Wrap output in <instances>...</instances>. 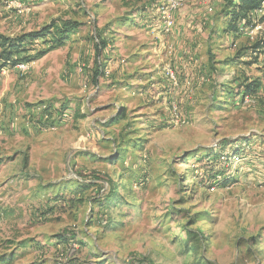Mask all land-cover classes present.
Masks as SVG:
<instances>
[{
	"label": "rangeland",
	"instance_id": "rangeland-1",
	"mask_svg": "<svg viewBox=\"0 0 264 264\" xmlns=\"http://www.w3.org/2000/svg\"><path fill=\"white\" fill-rule=\"evenodd\" d=\"M21 1L0 33L80 26L0 74V264H264V21L187 0L167 33L163 0Z\"/></svg>",
	"mask_w": 264,
	"mask_h": 264
},
{
	"label": "trees",
	"instance_id": "trees-1",
	"mask_svg": "<svg viewBox=\"0 0 264 264\" xmlns=\"http://www.w3.org/2000/svg\"><path fill=\"white\" fill-rule=\"evenodd\" d=\"M223 14L229 19L227 31L237 33L243 29V26L253 24V18L259 17V22L264 21V0H227V7L223 8ZM78 26L80 25L76 21L66 20L57 24L51 21L37 31L23 33L18 37H9L0 33V74L3 69L13 68L21 63H31L34 57H41L47 51L63 46L67 37L75 33ZM99 41L100 48L106 46L103 38H100ZM35 43L40 44L42 48H34L33 44ZM263 46L264 42L256 43L253 48L259 49ZM258 87L259 84L256 81L244 85L241 96H253ZM242 152L243 150L238 149V151H233V154L239 156ZM216 176L218 177V175H214V177ZM228 183L224 182V184ZM57 236L55 237L56 243L69 245L71 237L68 234L60 233Z\"/></svg>",
	"mask_w": 264,
	"mask_h": 264
},
{
	"label": "built area",
	"instance_id": "built-area-1",
	"mask_svg": "<svg viewBox=\"0 0 264 264\" xmlns=\"http://www.w3.org/2000/svg\"><path fill=\"white\" fill-rule=\"evenodd\" d=\"M5 3V6L8 9H14L17 14H22L28 12V7L21 0H0ZM45 1V0H44ZM206 6L208 12H212L213 8L210 5L212 0H200ZM187 0H163V3L157 7L158 17L162 23V29L164 32H171L175 25L174 15L181 10ZM14 68L25 71L29 68L28 63H21L16 65ZM164 75L166 79L171 83V85H177L176 75L174 71L167 65L164 66ZM169 107L173 114L175 115V119L178 122L177 118V106L173 100L169 101ZM42 108H45V113L43 115L44 119H49V113L47 111L46 105L43 104Z\"/></svg>",
	"mask_w": 264,
	"mask_h": 264
},
{
	"label": "crops",
	"instance_id": "crops-1",
	"mask_svg": "<svg viewBox=\"0 0 264 264\" xmlns=\"http://www.w3.org/2000/svg\"><path fill=\"white\" fill-rule=\"evenodd\" d=\"M186 14H187V13H186ZM187 20H188V19H187L186 17H183V15H182V16L179 17L178 22H179L180 25H181V24H185V23L187 22ZM181 29L184 30L185 28L183 29V26H182ZM182 30H181V31H182ZM181 31L178 32V30H177V31L174 32V37H173V39H174L175 42L179 41V38H180V37H181V38H182V37H185V33H184V32H181ZM108 63H109V62L107 61V64H108ZM108 67L110 68V64H108V65L105 67V71H106V68H108ZM157 94H158V93H157Z\"/></svg>",
	"mask_w": 264,
	"mask_h": 264
}]
</instances>
